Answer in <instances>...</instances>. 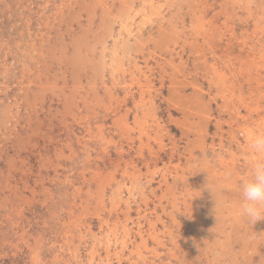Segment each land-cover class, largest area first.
I'll use <instances>...</instances> for the list:
<instances>
[{
    "label": "rangeland",
    "instance_id": "1",
    "mask_svg": "<svg viewBox=\"0 0 264 264\" xmlns=\"http://www.w3.org/2000/svg\"><path fill=\"white\" fill-rule=\"evenodd\" d=\"M260 133L264 0H0V264H264Z\"/></svg>",
    "mask_w": 264,
    "mask_h": 264
},
{
    "label": "clouds",
    "instance_id": "2",
    "mask_svg": "<svg viewBox=\"0 0 264 264\" xmlns=\"http://www.w3.org/2000/svg\"><path fill=\"white\" fill-rule=\"evenodd\" d=\"M248 150L264 157V133L249 139ZM240 193L239 216L252 226L264 220V159L252 164L249 178L241 183Z\"/></svg>",
    "mask_w": 264,
    "mask_h": 264
},
{
    "label": "bare ground",
    "instance_id": "3",
    "mask_svg": "<svg viewBox=\"0 0 264 264\" xmlns=\"http://www.w3.org/2000/svg\"><path fill=\"white\" fill-rule=\"evenodd\" d=\"M256 26H257V25H256ZM257 39H258V38H257ZM244 42H245V41H244ZM247 42H248V41H247ZM254 42H255V41H254ZM256 42H257V41H256ZM244 44H245V43H244ZM244 44H243V45H244ZM256 45H257V43H256ZM260 45H261V44H260ZM244 46H245V45H244ZM247 46H248V45H247ZM253 48H254V47H253ZM247 49H249V47H247ZM254 50H256V49H254ZM262 51H263V50H262ZM256 52H257V51H256ZM254 53H255V52H254ZM258 54H259V52H258ZM261 55H262V54H261ZM237 56H238V55H237ZM250 56H251V55H250ZM246 57H247V56H246ZM237 58H238V57H237ZM259 58H260V57H259ZM253 60H254V59H253ZM256 60H257V59H256ZM235 61H236V60H235ZM245 61H246V59H245ZM259 61H260V60H259ZM247 62H248V61H247ZM228 63H229V62H228ZM236 63H237V61H236ZM242 63H243V62H242ZM253 63H254V62H253ZM238 64H239V63H238ZM254 64H255V63H254ZM254 64H253V66H254ZM239 65H241V64H239ZM248 65H249V63H248ZM255 67H256V66H255ZM255 67H254V68H255ZM257 67H259V66H257ZM241 69H242V68H241ZM244 70H245V69H244ZM262 70H263V68H262ZM228 71H229V70H228ZM228 71H227V72H228ZM245 71H246V70H245ZM238 72H239V71H238ZM238 74H239V73H238ZM248 74H249V73H248ZM252 74H253V73H252ZM231 75H232V74H231ZM242 75H243V74H242ZM244 75H245V74H244ZM256 76H257V75H256ZM250 79H252V78L250 77ZM247 81H249V80H247ZM244 84H246V83H244ZM247 84H248V83H247ZM255 84H256V83H255ZM227 85H228V84H227ZM232 87H233V86H232ZM232 87H231V88H232ZM249 88H250V87H249ZM249 88H248V89H249ZM252 89H253V88H252ZM244 106H245V105H244ZM233 114H234V113H233ZM227 121H228V120H227ZM232 132H233V131H232Z\"/></svg>",
    "mask_w": 264,
    "mask_h": 264
}]
</instances>
